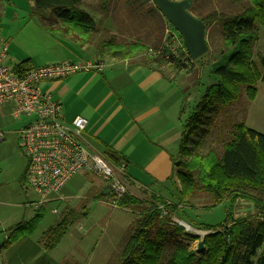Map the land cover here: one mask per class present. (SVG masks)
Here are the masks:
<instances>
[{"label": "trees", "instance_id": "1", "mask_svg": "<svg viewBox=\"0 0 264 264\" xmlns=\"http://www.w3.org/2000/svg\"><path fill=\"white\" fill-rule=\"evenodd\" d=\"M32 1L31 16L39 20L44 32L69 36L80 45L93 43L100 57L127 60L139 56L144 65L150 62L170 65L173 60L175 66L171 67L175 70L191 63L186 52L180 51L177 56L168 44L163 46L165 27L173 30L166 21L162 35L151 48L140 40L117 42L114 35L97 38L96 34L102 35V32L94 19L80 8L82 0ZM107 1H101V10L106 9ZM204 1L192 0L189 12L197 11ZM224 1L237 2L244 8L232 13L198 12L205 26L207 44L214 40L215 29L221 34L220 57L209 73L212 83L200 94L195 109L182 123L172 173L165 186L169 187L168 199L156 192L145 200L126 193L117 202L119 208L137 216L118 248L117 260L107 264H264V134L246 126L248 108L244 106L256 97L258 82L264 83V57L259 58L261 70L253 62L258 31L264 29V0ZM160 47H163L162 54L148 55L149 50ZM33 67L30 59H26L17 63L14 70L18 73ZM238 105L241 109H237ZM102 155L114 166L127 165L126 159L115 150L107 149ZM204 194L212 197V203L204 207L228 202L230 208L222 223H200L195 228L208 232L202 239L204 252L197 257L187 243L197 237L186 234L171 219L183 213L185 207H193L194 198ZM238 200L250 202L255 213L234 219L233 208ZM44 210L41 206L31 219L8 228L0 249L31 235L44 217ZM76 216L70 213L44 232L48 251L59 245L70 220Z\"/></svg>", "mask_w": 264, "mask_h": 264}, {"label": "crops", "instance_id": "2", "mask_svg": "<svg viewBox=\"0 0 264 264\" xmlns=\"http://www.w3.org/2000/svg\"><path fill=\"white\" fill-rule=\"evenodd\" d=\"M22 1L23 5L19 0H5L6 6L0 5V9L3 8L5 16L7 11L11 10L9 19L12 20L20 19L19 16L25 12L30 18H35L30 13L33 1ZM42 32L46 38L43 50H38L31 56L10 52L11 43L9 44V39L0 32L1 38L7 42V62L16 64L30 59L34 67L64 60L75 63L103 62L101 70H83L64 79L45 81L40 84V88L42 91H47L50 97L61 105L64 121L70 122L75 116H82L87 120L84 137L94 151L102 154L107 149H112L126 159L124 178L129 194L142 199L140 191L147 194L156 192L159 195L165 192L166 196H162L168 199L169 187L165 186L168 185L167 179L172 173V159L176 156L173 154L174 147L179 144L180 113L184 104L180 100L179 92L171 83L173 75L167 68L170 65L164 66L156 62L144 65L139 56L127 60L100 57L93 43L80 45L69 36L57 32L46 33L43 29ZM107 32L109 36H115L114 32ZM155 43L156 40L153 44ZM40 52L48 53L47 57L38 56ZM76 175L85 178V175L90 174L80 172ZM67 183L45 203L58 198L68 200L63 211L58 213L54 209L52 212L60 215L61 219L67 217V214L75 213L77 216L70 220L71 227L75 221L78 222L77 219L84 217L83 222L79 224V230L86 233L98 231L99 225H94L98 222H93L94 218L88 217L86 210L91 199L98 203L97 207L99 204L103 205L104 195H108L106 183L97 177L96 182L90 180L79 187L80 194L62 197L61 192ZM104 204L109 207L107 203ZM236 204L238 210L235 211L234 218H243L255 213L250 202L241 200ZM27 205L33 206L34 214L37 208L41 206L44 208V205L37 202H29ZM79 207L81 210H78ZM132 214L135 219L136 213ZM134 219L130 218L131 222ZM89 221H92V226L88 228ZM123 223H127L126 219ZM82 224L86 225V228ZM70 226L65 236L73 241H81L75 238L74 229ZM44 232L41 240L37 241L41 246L36 245V241L32 239L33 235H25L9 247L0 249V253H3L0 264H19L30 258L31 264H61V262L68 264L66 260L53 263L52 254L57 249L48 251L45 248ZM35 254L41 255L43 259L35 258ZM89 255L90 253L87 256L83 253H75L71 264H88L86 257Z\"/></svg>", "mask_w": 264, "mask_h": 264}, {"label": "rangeland", "instance_id": "3", "mask_svg": "<svg viewBox=\"0 0 264 264\" xmlns=\"http://www.w3.org/2000/svg\"><path fill=\"white\" fill-rule=\"evenodd\" d=\"M101 1L102 0H82L80 4V8L85 10L94 19L100 32L104 31L102 35L101 33L96 34L97 38H108L110 34H108L107 31H110L115 33L114 37L117 42L140 40L149 47L154 48L153 43L156 38L158 39L162 35L164 24L167 21L159 12L153 9L154 5L152 4V0H109L107 1L108 4L106 9L103 10L100 9ZM19 2H22V5L24 3L22 0H19ZM0 5L6 6L5 0H0ZM242 8H244V6L237 2L228 3L224 0H205L204 3L198 6L197 11L191 13L194 17L199 18V10H202L204 13L210 10L232 13L240 11ZM10 12L11 10H8L5 16L3 8L0 9V32L2 36L9 39V44L11 43L10 52H19L23 55L26 54V56H31L32 53L38 50L42 51L46 38H44L45 35L39 25V20L37 18H30L26 12L19 16L20 19L12 20L9 19ZM258 33V40L253 48V62L256 67L261 70L259 58L264 57V29L259 28ZM212 34L214 40L208 44L209 49L207 53L198 59L191 60V63L185 64V68H181L183 70H175L172 68L171 66H175L173 60L170 66L167 67L173 75L171 83L179 92L182 103L184 102V111L180 113L181 128H179V141L184 119L190 116L195 109V102L199 99L200 94L212 83L209 78V73L212 69V64L220 57L219 46L222 41L221 34L217 29H215ZM171 45L168 44V47L171 48ZM47 55L48 53L44 52L38 54L40 57H47ZM245 102L247 101L245 100ZM244 106L248 108L245 114L246 126L264 134L263 82H258V92L254 100L250 103L247 102ZM237 109H241L239 105ZM4 111L10 112L8 105L0 108V131L3 133V139L0 142V245L5 240L6 231L10 226L20 220L29 219V217L34 214L33 206L27 204H29V202L40 201L39 197L33 191L28 190L26 186L25 173L29 159L23 152L19 139L20 130L29 123L32 118L21 116L18 119H13L8 116V114L5 116ZM177 147L178 145L174 147L173 154L175 155L177 154ZM81 173L90 175H85V178L81 176L82 174L73 176L61 192L62 197L80 194L79 187L90 182V180L96 182L97 176L84 171ZM109 194L110 193L105 196L106 200L104 199L102 202L107 203V201L110 200ZM139 194L144 200L149 195L141 191ZM162 195L166 196L165 192ZM100 196L102 197L103 195ZM192 201L193 200H191V202ZM68 202V200H59L58 198L48 203L41 204L44 205L45 209L44 217L40 220L35 231L31 234L34 236L32 239L36 241V245L41 246L37 241L41 240L42 233L61 219L60 215L54 214L52 210L56 209L58 213H60ZM79 203L81 204V199ZM104 203L103 205L99 204L97 207L96 205H98V203L91 199L87 204V216L94 218L93 222H98V224L94 225H99V230L90 231L88 233L79 230V224L83 222L84 217L80 218L81 220L77 219L78 222L75 221L72 227L69 226L74 229L75 238H79L81 241H73L65 236L57 248H55L57 250L52 254L54 257L53 263L59 260H66L68 264H71L73 261V254L75 253H83L86 256L90 253L89 257H86L89 261L88 264H107L110 260L113 262L117 260L118 248L132 225L130 218L134 219V215L128 210H122L119 207H108ZM211 203L212 197L210 195H200L194 198L192 202L194 205L193 207H185L183 213H180L178 217L173 216L171 219L175 224L183 227L186 234L197 237L195 241H187L189 249L195 251L197 257L201 255L196 252L197 242L203 239L205 234L198 229L196 230L201 232L198 235L187 230L186 226L184 227L182 226L183 224H180V221L187 223L194 229L199 227L198 224L200 223L208 225H218L222 223L226 219V214L230 208L229 203L224 202L211 208L204 207ZM146 205L148 206L149 203ZM78 210H81V207H79ZM236 210H238V208L234 206L233 213H235ZM245 214L247 215L248 213ZM67 215L68 217L70 216V214ZM136 216L137 214H135V217ZM125 219L127 223L124 224L123 221ZM91 222L92 221L87 222L88 228L92 226ZM82 226L86 228V225L82 224ZM72 246H74V249H72ZM2 254L3 253H0V258H2ZM35 258L43 259L39 254H35ZM30 259L23 260L22 263L19 264H31ZM61 264L67 263L61 262Z\"/></svg>", "mask_w": 264, "mask_h": 264}, {"label": "built area", "instance_id": "4", "mask_svg": "<svg viewBox=\"0 0 264 264\" xmlns=\"http://www.w3.org/2000/svg\"><path fill=\"white\" fill-rule=\"evenodd\" d=\"M173 30L165 27L163 46L172 44L171 51L178 56L180 51L186 50ZM162 53L163 47L148 51L151 56ZM7 58V42L0 35V108L8 105L10 112L4 111L5 116L8 114L13 119L21 116L32 118L20 130L19 139L29 159L26 185L39 197L37 203L47 202L71 177L84 171L106 183L110 193L107 204L118 207L117 202L128 193L125 165L114 166L102 154L94 151L84 137L87 120L75 116L70 122L64 121L61 105L40 88L45 81L64 79L83 70H101L103 62L75 63L64 60L16 73L14 68L17 63L10 64ZM2 139L3 133L0 131V142ZM206 233L203 231V234Z\"/></svg>", "mask_w": 264, "mask_h": 264}, {"label": "water", "instance_id": "5", "mask_svg": "<svg viewBox=\"0 0 264 264\" xmlns=\"http://www.w3.org/2000/svg\"><path fill=\"white\" fill-rule=\"evenodd\" d=\"M152 2L174 31L179 34L183 46L192 60L207 53L209 47L205 39L204 23L189 12L192 0H152ZM182 226L185 227V225ZM196 252L200 254L204 252L202 239L197 242Z\"/></svg>", "mask_w": 264, "mask_h": 264}, {"label": "bare ground", "instance_id": "6", "mask_svg": "<svg viewBox=\"0 0 264 264\" xmlns=\"http://www.w3.org/2000/svg\"><path fill=\"white\" fill-rule=\"evenodd\" d=\"M180 224L185 225L186 228H187V230L192 231V232H194V233L197 234V235L201 233L200 231H198V230H196V229H192L187 223H185V222H183V221H180Z\"/></svg>", "mask_w": 264, "mask_h": 264}]
</instances>
